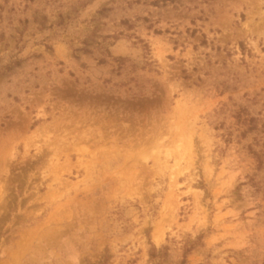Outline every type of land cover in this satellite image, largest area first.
I'll return each mask as SVG.
<instances>
[{
	"label": "rangeland",
	"instance_id": "1",
	"mask_svg": "<svg viewBox=\"0 0 264 264\" xmlns=\"http://www.w3.org/2000/svg\"><path fill=\"white\" fill-rule=\"evenodd\" d=\"M0 264H264V0H0Z\"/></svg>",
	"mask_w": 264,
	"mask_h": 264
}]
</instances>
